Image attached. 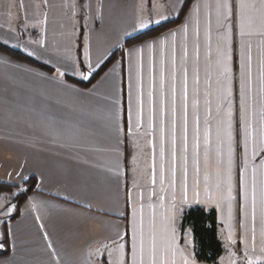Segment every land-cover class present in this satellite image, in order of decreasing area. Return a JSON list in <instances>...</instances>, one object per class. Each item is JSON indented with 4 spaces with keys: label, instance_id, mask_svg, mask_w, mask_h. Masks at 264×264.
<instances>
[{
    "label": "snow or ice",
    "instance_id": "obj_1",
    "mask_svg": "<svg viewBox=\"0 0 264 264\" xmlns=\"http://www.w3.org/2000/svg\"><path fill=\"white\" fill-rule=\"evenodd\" d=\"M31 7L33 16L29 17L25 0H10L8 4V9H16L17 15L23 10L24 21L35 18L39 12L42 17L39 23L46 25L48 0H33ZM68 7L74 19L82 9L89 12L92 9L91 4L82 5L73 0ZM169 7L171 16L183 18L179 28L125 53L129 67L128 131L137 134L143 129L147 149L148 214L146 217L144 191L140 189L138 206L131 208L130 231L111 243H100L95 250L98 264L105 254L107 264H199L193 228L184 229L181 235L177 224L184 205L202 202H211L221 210V220L228 226L226 239L231 246L238 243L237 228L240 229L242 250L239 255L230 251L228 264H264V59L260 61L257 80L253 75L252 55L254 36L264 45V0H196L194 3L171 0ZM8 15L11 16V11ZM167 19L170 16L162 14L154 21L140 19L138 27L145 29ZM8 31L15 33L16 29L9 25ZM84 41L83 60L68 55L65 57L68 63L52 64L54 77L41 75L78 91L74 85L65 83L68 72L83 80L103 72L115 59V52L106 49L93 59L89 37H84ZM3 42L7 44L8 39ZM32 43L47 48L44 39ZM234 43L239 52L238 75L233 68ZM115 47L122 48L123 44L117 41ZM25 51L30 56L36 55L27 46ZM116 67L114 64L104 77L114 73ZM83 94L94 93L89 90ZM29 105L28 111L35 115L37 124L46 128L60 147L68 146L69 142L76 147L92 131L88 118L52 115L44 98L33 96ZM121 131L117 124V134ZM61 133L66 139L61 140ZM115 174H120L119 168ZM15 187L18 192L0 194V251L5 255L15 253L12 221L20 214V197L29 191L21 184ZM153 197L155 202H151ZM128 201L132 203L130 193ZM29 202L30 209L38 208L35 197H29ZM36 218L40 219L38 214ZM40 227L44 228L43 223ZM44 237L54 264H63L47 232ZM0 264L10 262L0 260Z\"/></svg>",
    "mask_w": 264,
    "mask_h": 264
},
{
    "label": "crops",
    "instance_id": "obj_2",
    "mask_svg": "<svg viewBox=\"0 0 264 264\" xmlns=\"http://www.w3.org/2000/svg\"><path fill=\"white\" fill-rule=\"evenodd\" d=\"M9 2L0 0V42L5 44L4 39H8L5 45L51 68L57 61L68 63L65 59L68 55L83 60L84 37H89L95 59L106 49L117 51V41L124 46L129 38L180 18L171 16V0H73L78 4L92 5L90 12L86 8L82 9L75 19L68 7L70 0H48L50 7L46 9L47 23L41 25L39 12L35 18L24 21L23 10L17 15L16 9H8ZM25 2L29 5L28 15L32 17L33 0ZM9 11L11 16L8 15ZM161 14L170 16V19L159 24L152 23L145 29L138 27L140 19L151 18L154 21L160 19ZM182 23L183 18L173 28L145 41L155 40L179 28ZM9 25L16 29L15 33L8 31ZM213 27L215 40V24ZM126 32L130 35H125ZM41 39L46 41V49L32 43ZM252 43L253 75L258 80L260 61L264 59V45L255 36ZM136 45L126 48L123 59L115 60L104 71L108 72L116 64L114 73L107 77L103 73L88 88L69 81L67 76L80 82L88 80L68 72L64 77L65 83L74 85L78 91L41 75L54 77V71H46L0 51V194L18 192L15 185L21 184L24 187L31 180L37 184L36 189L18 206L20 214L12 221L16 238L15 253L8 252L5 255L0 251V260H9L10 264H54L44 237V232H47L63 264H98L95 250L100 243H111L127 230L130 231L131 208L138 206L137 194L140 189L144 191L147 217L150 186L146 179L147 149L144 146L143 129L137 134L128 131L129 67L125 53ZM25 46L36 55H28ZM233 48V68L238 75V45L234 43ZM147 56L148 52L145 51L146 61ZM46 60L52 63H45ZM117 61L120 63L117 64ZM89 90L94 94H83ZM33 96L44 98L49 112L58 118L90 119L91 133L83 137L76 147H72L70 142L68 146L60 147L56 138L38 125L35 115L28 111ZM117 124L122 129L119 134L116 132ZM64 139L66 137L61 133V140ZM133 157H136L135 164ZM259 162L260 157H257L256 163ZM117 168L120 173L118 176L115 174ZM22 177L28 179L25 181ZM129 193L131 204L128 201ZM65 196L70 199L65 200ZM29 197H35L37 209H30ZM151 202H155V197ZM187 207L216 209L219 235L225 248L218 264L222 258L223 264L228 262L226 256L229 250L240 254L243 247L239 243L240 229L237 228L238 243L231 246L226 239L228 226L221 220L220 209L211 202L189 203L182 209ZM157 213L159 215V209ZM223 214L226 217V206ZM41 223L44 228L40 227ZM99 262L107 264V255L100 257Z\"/></svg>",
    "mask_w": 264,
    "mask_h": 264
},
{
    "label": "trees",
    "instance_id": "obj_3",
    "mask_svg": "<svg viewBox=\"0 0 264 264\" xmlns=\"http://www.w3.org/2000/svg\"><path fill=\"white\" fill-rule=\"evenodd\" d=\"M194 0H192L193 2ZM182 20L180 17L177 21L165 22L157 27H154L146 32L140 33L132 38H129L122 48H119L115 51V59H112L108 63L107 67L104 68V71L117 59L123 56V53L126 48L133 45L139 44L145 40L154 38L163 32L173 28ZM83 33L81 32V37ZM80 37V38H81ZM0 51L4 52L17 60L27 62L39 68H42L46 71H53V68L43 65L36 60L30 58L29 56L23 54L20 51H17L3 43L0 42ZM79 56L81 57V44L79 46ZM101 72L99 75H94L87 82H80L70 76H67V79L73 83H76L84 88H88L93 85L99 77L104 73ZM36 181L31 180L24 184V187L29 189V191L22 195L19 199L18 206H21L23 202L28 198V196L36 189ZM179 217V230L182 235L184 229L192 227L194 230V241L196 244L195 254L196 258L200 263L205 264H218L220 258L225 253L224 245L220 239V224L218 220L217 211L214 208H205V207H187L183 208L180 212ZM128 231V230H127ZM128 239V237H126ZM182 240V239H181ZM183 242V240H182Z\"/></svg>",
    "mask_w": 264,
    "mask_h": 264
},
{
    "label": "rangeland",
    "instance_id": "obj_4",
    "mask_svg": "<svg viewBox=\"0 0 264 264\" xmlns=\"http://www.w3.org/2000/svg\"><path fill=\"white\" fill-rule=\"evenodd\" d=\"M179 214H180V213H178V219H179V217H180ZM229 252H230V250H229ZM229 252H228V255L226 256L227 261H228ZM226 264H228V262H227Z\"/></svg>",
    "mask_w": 264,
    "mask_h": 264
},
{
    "label": "built area",
    "instance_id": "obj_5",
    "mask_svg": "<svg viewBox=\"0 0 264 264\" xmlns=\"http://www.w3.org/2000/svg\"><path fill=\"white\" fill-rule=\"evenodd\" d=\"M193 242H194V244H195L194 238H193ZM195 246H196V244H195ZM195 248H196V247H195Z\"/></svg>",
    "mask_w": 264,
    "mask_h": 264
}]
</instances>
